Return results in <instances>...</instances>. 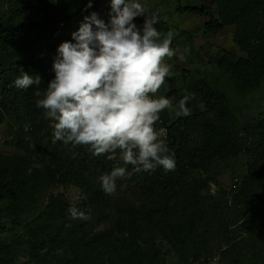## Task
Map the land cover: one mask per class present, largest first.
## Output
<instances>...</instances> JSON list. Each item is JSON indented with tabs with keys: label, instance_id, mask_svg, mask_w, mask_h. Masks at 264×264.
I'll return each mask as SVG.
<instances>
[{
	"label": "trees",
	"instance_id": "16d2710c",
	"mask_svg": "<svg viewBox=\"0 0 264 264\" xmlns=\"http://www.w3.org/2000/svg\"><path fill=\"white\" fill-rule=\"evenodd\" d=\"M187 8L210 18L209 32L235 26L234 41L245 55L222 51L216 57L219 73L200 82L205 110L190 106L191 112L171 122L167 143L176 154L175 171L133 174L109 195L98 178L122 163L119 156L53 143L55 122L35 106L43 98L35 91L46 90L54 78L58 46L47 43L51 28L61 18L70 23L80 10L68 0H0V126L7 125L16 148L0 154V264H167L164 242L182 264L201 256L203 264L211 239L229 237L235 249L243 235L252 252L248 264H264V238L263 251L254 255L264 216L245 220L252 228H232L247 214L254 219L257 211L264 214V107L242 119L249 106L264 100V0H199ZM35 12L44 16L35 18ZM21 70L39 75L40 84L18 89L14 80ZM239 156L245 158L244 170L226 191L218 181L221 166ZM210 183L220 187L221 197L231 195V204L220 209L231 219L221 216L217 203L208 204L210 218L218 221L214 234L205 213ZM62 187L80 192L83 198L74 207L89 209L91 219L80 223L70 217L73 205L69 192L58 190ZM234 208L238 218L235 213L232 219ZM101 223L107 227L95 231ZM221 245L222 256L227 248Z\"/></svg>",
	"mask_w": 264,
	"mask_h": 264
},
{
	"label": "clouds",
	"instance_id": "9594fccd",
	"mask_svg": "<svg viewBox=\"0 0 264 264\" xmlns=\"http://www.w3.org/2000/svg\"><path fill=\"white\" fill-rule=\"evenodd\" d=\"M68 1L80 13L70 23L59 19L51 28L53 37L47 43L58 46L54 78L46 90L35 91L36 96L43 97L36 100L35 106L55 122L52 142L88 146L94 156H119L122 163L98 178L109 195L116 193L119 180L130 179L133 174H151L158 168L165 173L175 171L176 154L167 143L169 126L176 119L170 115L173 104L180 103L184 114L190 106L205 110L200 82L219 73L216 57L228 51L221 49L216 54V35L232 28L234 40L236 27L209 32L210 18L187 8L188 3L197 4L199 0H174L173 9L162 7L159 2L165 0H158L161 16L148 12L149 0ZM39 16L44 15L35 12L34 17ZM141 16V22L135 23ZM179 23L181 28L176 27ZM200 49L211 51L210 64H205L213 69L202 76H189L186 85L192 82L193 86L182 92L177 74L188 72L182 68L188 57L194 56L192 61L200 64L201 55L194 52ZM170 72V89L156 96ZM40 82L39 75L21 70L14 85L26 90ZM176 96L179 101L172 100ZM69 215L72 219H91L90 210L74 206L69 208ZM217 259L210 264H217Z\"/></svg>",
	"mask_w": 264,
	"mask_h": 264
},
{
	"label": "rangeland",
	"instance_id": "374dc122",
	"mask_svg": "<svg viewBox=\"0 0 264 264\" xmlns=\"http://www.w3.org/2000/svg\"><path fill=\"white\" fill-rule=\"evenodd\" d=\"M159 4L166 9L167 8L173 9L174 8L173 6L175 5V1L174 0H165V1L159 2ZM151 6H154L155 8L152 9ZM148 12L152 13V14H159L160 13V7H158V0H149L148 1ZM159 16H161V15L159 14ZM190 23L193 24L194 19H192V21ZM176 27L181 28L182 24L179 23L178 25H176ZM189 48L191 51L193 50L192 44ZM221 49L231 51L238 56H244L245 55L239 50L238 46L236 45V43L233 40L232 28L224 29L220 34L216 35V49H214V51L216 50V54H217L218 51ZM194 52L201 55L200 64L195 65L194 61H192L194 56H191L190 58L188 57V62L189 61H191V62L184 63L183 67L179 64L182 68L188 70V72H185L182 76L180 73L177 74L178 78H180L182 80V89H181L182 92H185L187 87L193 86L192 82L189 85L188 84L186 85L189 76H192V75H194L196 77L198 75L202 76L208 70L213 69L212 66L210 67V65L205 64L206 61H208V60L210 61V58L212 56L210 50H208L207 52H204L202 49H200L197 51L194 50ZM201 52H203V53H201ZM197 54H195V56ZM203 57H205L206 60H203ZM209 64H210V62H209ZM173 66L176 68L178 66V64L177 63L173 64ZM204 67H205V69H204ZM216 71H217V68H216ZM172 76H173V74H172V72H170L169 76L166 77L165 83L163 84V86H161V88L155 94L156 96H163L164 94H166L168 92V90L170 89L169 84H170V79ZM179 84L181 85V82ZM192 97H196V96H192ZM175 98L172 97V100L179 101L178 96H176ZM179 105H180V103H174L173 104V108L171 109V113H170L171 117L177 118L180 115L184 114V111L182 109H180ZM260 107H262V108L264 107V100H262V99L260 101H258V103L256 101L254 105L249 106L246 109L245 114L243 115V118H242L243 123H245L247 121V119H251L255 115L257 116L258 112H260V110H261ZM201 109H203V107ZM188 112H191V110L188 109ZM15 151H16V148L10 144V135H9V129H8L7 125H5V124L1 125L0 126V154H14ZM243 162H245V158L243 156H239L236 159H232V161L230 163H229V161H225L222 164L221 169H220V175L218 177V179H219L218 181H219L220 185H222L226 191H230V189L235 187V185L233 184L235 182V179H240L241 172L244 170V169H242L243 165H244ZM122 186L125 187L126 185L122 184ZM58 190L69 192V194H68L69 195V202L73 206H75L79 202H81V200L83 198V196H80V192L77 191L76 189L72 188V187H62ZM204 194H205V200H206L205 205H206V208L208 209L205 211V213L209 217V220H208L209 223H206V224H209L208 227H209V229L211 228V232L214 234V233H216V228H217L216 225H217L218 221L216 220L215 217L211 216V218H210V215H211L210 209L211 208H208V204L209 203L210 204L217 203V206L219 208L218 212L221 213L220 209L223 210V208L225 209V207L227 205L231 204V201L229 200L230 199L229 197H231V195H224L221 197V189L216 183H210L208 189H206L204 191ZM220 201H221V203H220ZM204 209H205V207H204ZM88 210L89 209H87L86 211H88ZM229 213L231 215H233L232 216V219H233L235 216V213L237 216L238 212L234 208L233 211L230 209ZM256 215H257V217L255 219H254V217L253 218L250 217L249 214L245 215L239 221H237V222L235 221L234 224H232V228H234V227H243V228H249L250 227V228H252L251 224H253V222L250 223L249 221L246 222L245 220L250 219L252 221L256 220L258 222V221H261V219L264 216L263 211H260V212L257 211ZM221 216L225 220L231 219L229 214H226V213H221ZM237 218H238V216H237ZM75 220L80 221V223L84 221V220H78V219H75ZM103 227H107V226L104 223H101L100 226H97L95 228V231H98L99 229H101ZM258 231L260 232L261 235H259V240H258L259 244H258V246L256 244L257 248L254 250V255L258 254V249L263 251V249L261 247L263 245L260 243V241H262V239L264 238V224L262 223V221L259 225ZM91 233L92 232H90V234ZM242 233L246 234L245 230H243ZM156 238H157L156 241L158 239H160L159 234H157ZM222 239H223V241L221 240V238H219V239L213 238L207 243L209 246V249H210V255H209L210 257L211 256L214 257V256H216V254H219L220 264H237L238 261L241 262L244 260H245L244 263L248 264L247 256H249L250 253H252V252H251V247L248 245V243L246 241V235H243L238 239V243H237V246L235 249H230V246L232 245V243L235 242V240H232L229 237H223ZM221 243H223L225 245V248H227L225 250V251H227V253L225 255L223 254L222 256H221V253L219 252V250H221L220 248L222 246ZM161 248H162V246H161ZM162 249L168 250V252L164 255L167 264H182L183 263V262H181L182 259L175 253V251L169 250V245L167 243H165V242L163 243ZM163 250H162V253H163ZM203 259H204L203 256H201V259H195L193 257H190V258H188V263H186V264H197L198 262L201 263L204 261Z\"/></svg>",
	"mask_w": 264,
	"mask_h": 264
},
{
	"label": "built area",
	"instance_id": "2783aa9c",
	"mask_svg": "<svg viewBox=\"0 0 264 264\" xmlns=\"http://www.w3.org/2000/svg\"><path fill=\"white\" fill-rule=\"evenodd\" d=\"M213 258H218V259H217V264H219V259H220V258H219V255H216V256H214V257H212V258H209V260H208L205 264H210V262L213 260ZM197 264H202V263H199V262H198Z\"/></svg>",
	"mask_w": 264,
	"mask_h": 264
}]
</instances>
